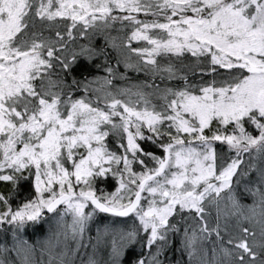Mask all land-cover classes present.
<instances>
[{"label": "snow or ice", "instance_id": "snow-or-ice-1", "mask_svg": "<svg viewBox=\"0 0 264 264\" xmlns=\"http://www.w3.org/2000/svg\"><path fill=\"white\" fill-rule=\"evenodd\" d=\"M0 241L264 264V0H0Z\"/></svg>", "mask_w": 264, "mask_h": 264}, {"label": "rangeland", "instance_id": "rangeland-1", "mask_svg": "<svg viewBox=\"0 0 264 264\" xmlns=\"http://www.w3.org/2000/svg\"><path fill=\"white\" fill-rule=\"evenodd\" d=\"M32 232V229L29 228L26 230V238L29 239L30 241H35L38 237H40V235H35V236H31L29 237L30 233ZM45 232H46V228H45ZM8 242L10 243L11 242V236L9 234V237H8ZM0 243H3V241H0Z\"/></svg>", "mask_w": 264, "mask_h": 264}, {"label": "trees", "instance_id": "trees-1", "mask_svg": "<svg viewBox=\"0 0 264 264\" xmlns=\"http://www.w3.org/2000/svg\"><path fill=\"white\" fill-rule=\"evenodd\" d=\"M44 232H45V229H44L43 231H41V232H34V231L32 230V232L30 233L29 237H31V236H35V235H40V236H42V235L44 234Z\"/></svg>", "mask_w": 264, "mask_h": 264}]
</instances>
